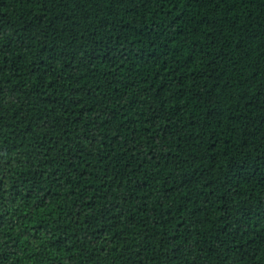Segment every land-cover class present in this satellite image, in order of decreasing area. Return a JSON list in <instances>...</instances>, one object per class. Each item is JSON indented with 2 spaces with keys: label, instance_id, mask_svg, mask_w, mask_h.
<instances>
[{
  "label": "trees",
  "instance_id": "1",
  "mask_svg": "<svg viewBox=\"0 0 264 264\" xmlns=\"http://www.w3.org/2000/svg\"><path fill=\"white\" fill-rule=\"evenodd\" d=\"M0 264H264V0H0Z\"/></svg>",
  "mask_w": 264,
  "mask_h": 264
}]
</instances>
